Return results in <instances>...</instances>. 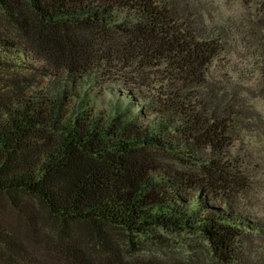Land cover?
Instances as JSON below:
<instances>
[{
    "label": "trees",
    "instance_id": "obj_1",
    "mask_svg": "<svg viewBox=\"0 0 264 264\" xmlns=\"http://www.w3.org/2000/svg\"><path fill=\"white\" fill-rule=\"evenodd\" d=\"M0 12L15 35L0 31V195L96 234L193 235L210 264L264 262V214L235 191L251 187L249 162L231 151L264 141V0H0ZM27 53L47 68L36 91L6 77ZM12 243L0 228V264H35ZM63 251L54 263L196 264Z\"/></svg>",
    "mask_w": 264,
    "mask_h": 264
},
{
    "label": "rangeland",
    "instance_id": "obj_2",
    "mask_svg": "<svg viewBox=\"0 0 264 264\" xmlns=\"http://www.w3.org/2000/svg\"><path fill=\"white\" fill-rule=\"evenodd\" d=\"M0 31L11 37L15 36L13 27L1 12ZM21 62L23 63L6 77H15L23 84L30 85V90L34 91L45 86L46 78H41V73L47 68L37 63L28 53L22 57ZM116 88L123 91L122 86ZM85 90L97 108L103 109L108 105V93L95 94L91 92V87H85ZM255 105L264 114V103L256 100ZM242 142L235 143L231 151L234 160L243 158L249 162V170L243 167L247 172L240 175L242 185L247 181L252 183L248 192L246 189L242 190L243 187L235 191H238V197H242L241 201L245 207L264 214V141L254 136H246ZM158 157L166 162L172 161L161 154ZM0 228L7 233L11 243L18 245L19 254L35 264H56L54 262L63 258L66 246L69 250L81 248L91 257L113 249L120 256L137 254L168 260L188 258L189 262L194 260L196 264H210L212 260L207 243L193 235L158 229L128 233L127 230L114 226H102L96 234V230L86 224L60 221L38 201L22 193L13 194L12 199L8 195H0ZM129 239L133 241L132 244Z\"/></svg>",
    "mask_w": 264,
    "mask_h": 264
}]
</instances>
